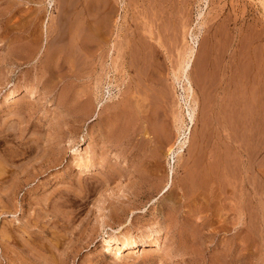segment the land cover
I'll list each match as a JSON object with an SVG mask.
<instances>
[{
	"label": "rangeland",
	"instance_id": "obj_1",
	"mask_svg": "<svg viewBox=\"0 0 264 264\" xmlns=\"http://www.w3.org/2000/svg\"><path fill=\"white\" fill-rule=\"evenodd\" d=\"M0 264H264V0H0Z\"/></svg>",
	"mask_w": 264,
	"mask_h": 264
},
{
	"label": "bare ground",
	"instance_id": "obj_2",
	"mask_svg": "<svg viewBox=\"0 0 264 264\" xmlns=\"http://www.w3.org/2000/svg\"><path fill=\"white\" fill-rule=\"evenodd\" d=\"M51 2V1H50ZM50 4V3H49ZM54 6V5H53ZM196 43V42H195ZM30 52H35L34 50H32V49H30ZM95 52H96V50H93V51H91V55H94L95 54ZM187 53V55H186V59H185V62H184V65H183V68L181 69L183 72V78H184V80H185V82L187 83V87H185L187 90H189V91H193V88H192V84H191V82H190V80H189V78L187 77V71H188V69H189V67H190V62H191V60H192V56H193V53H194V46H191L190 48H189V50H188V52H186ZM29 54V53H28ZM35 54V53H34ZM183 63V62H182ZM9 93H13L12 91L11 92H9ZM13 95V94H12ZM188 95V94H187ZM189 96V95H188ZM97 98V97H96ZM92 100V99H91ZM93 101V100H92ZM90 102V101H89ZM186 103V105H187V108H188V115H189V118H190V121L192 122L193 121V117H194V107L192 108V105H191V107L190 106H188V103L187 102H185ZM89 104V103H88ZM86 105L84 108H83V110L85 111V112H87L88 114H89V112L91 111V108L92 107H90L89 105ZM93 104V103H92ZM97 104V103H96ZM80 109V108H79ZM82 110V109H81ZM81 112V111H80ZM93 112V111H92ZM84 113V112H83ZM86 113V114H87ZM179 120H180V118H178ZM112 124V123H111ZM154 126V128L152 129V132L155 134V136L157 137V138H159L160 140H162V139H168V128L165 126V124H162V125H153ZM187 129H188V127H187ZM186 129V130H187ZM185 130V131H186ZM185 131L183 130L182 131V134H181V136H183L184 138H185ZM180 143V142H179ZM184 143H185V140H183L182 141V146H181V149L183 148V146H184ZM172 148V147H171ZM170 148V149H171ZM84 164V163H83ZM85 166V165H84ZM86 167V166H85ZM88 169V168H87ZM119 233V232H118ZM111 240H112V242H114V243H118L117 244V247H116V250L117 251H122V249H127V248H129V247H133V246H135V245H137L140 241H142V240H140V239H137V238H135V237H133V236H121V235H119V234H116V235H113L112 237H111ZM146 242L148 243V244H150V245H156V244H158V243H160V238H159V236H157V235H153L152 237H150V238H148V240H147V238H146ZM109 247V246H108ZM123 250V251H124ZM122 253V252H121Z\"/></svg>",
	"mask_w": 264,
	"mask_h": 264
}]
</instances>
